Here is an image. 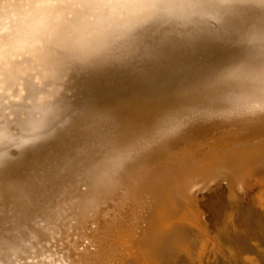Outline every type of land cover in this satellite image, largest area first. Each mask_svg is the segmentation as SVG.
Returning a JSON list of instances; mask_svg holds the SVG:
<instances>
[{
    "label": "bare ground",
    "instance_id": "1",
    "mask_svg": "<svg viewBox=\"0 0 264 264\" xmlns=\"http://www.w3.org/2000/svg\"><path fill=\"white\" fill-rule=\"evenodd\" d=\"M220 180L264 183V0H0V264L171 263Z\"/></svg>",
    "mask_w": 264,
    "mask_h": 264
},
{
    "label": "rangeland",
    "instance_id": "2",
    "mask_svg": "<svg viewBox=\"0 0 264 264\" xmlns=\"http://www.w3.org/2000/svg\"><path fill=\"white\" fill-rule=\"evenodd\" d=\"M220 182H217L218 185L216 182L205 184L206 188L197 193L196 231H200L199 233H194L195 227L182 220L175 222L176 229L187 238H181L171 245L170 249L175 250L177 254L173 253V262L165 264H228L224 252L231 246L224 247V244L229 241L233 231L232 221L241 227L238 229L240 232L255 233L258 231L257 226L264 227V183L253 185L252 194H248L244 202L232 203L225 194V181ZM188 207L192 208L191 205ZM254 214L256 219L252 218ZM175 227L171 226L169 230ZM252 257L255 259V256ZM236 262L241 263L237 258Z\"/></svg>",
    "mask_w": 264,
    "mask_h": 264
},
{
    "label": "snow or ice",
    "instance_id": "3",
    "mask_svg": "<svg viewBox=\"0 0 264 264\" xmlns=\"http://www.w3.org/2000/svg\"><path fill=\"white\" fill-rule=\"evenodd\" d=\"M204 2L210 6L216 7L217 9H224L226 7L232 6L235 3L240 2V0H204ZM144 40L148 42L150 45H153L151 55L153 56H159L163 53H165L168 48L170 47V43L167 41H159L153 44L152 38L146 33L144 35ZM137 56L136 49L133 51H129L126 59L128 60H134ZM0 204H3V201L0 200ZM4 223H3V212H0V236H3L4 234Z\"/></svg>",
    "mask_w": 264,
    "mask_h": 264
}]
</instances>
